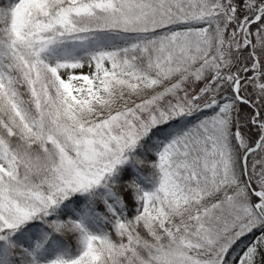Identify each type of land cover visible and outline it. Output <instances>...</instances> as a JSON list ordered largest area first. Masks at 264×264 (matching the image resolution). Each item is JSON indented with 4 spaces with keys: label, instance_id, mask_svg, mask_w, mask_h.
Segmentation results:
<instances>
[{
    "label": "snow or ice",
    "instance_id": "6c2138e0",
    "mask_svg": "<svg viewBox=\"0 0 264 264\" xmlns=\"http://www.w3.org/2000/svg\"><path fill=\"white\" fill-rule=\"evenodd\" d=\"M0 264H264V0H0Z\"/></svg>",
    "mask_w": 264,
    "mask_h": 264
},
{
    "label": "rangeland",
    "instance_id": "374dc122",
    "mask_svg": "<svg viewBox=\"0 0 264 264\" xmlns=\"http://www.w3.org/2000/svg\"><path fill=\"white\" fill-rule=\"evenodd\" d=\"M85 71H87V69H85Z\"/></svg>",
    "mask_w": 264,
    "mask_h": 264
}]
</instances>
